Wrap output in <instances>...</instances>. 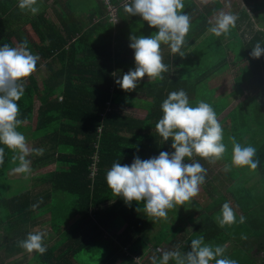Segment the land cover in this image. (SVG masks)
Segmentation results:
<instances>
[{
  "label": "trees",
  "instance_id": "1",
  "mask_svg": "<svg viewBox=\"0 0 264 264\" xmlns=\"http://www.w3.org/2000/svg\"><path fill=\"white\" fill-rule=\"evenodd\" d=\"M18 1L0 0V15L7 16H0V34L4 32L12 7ZM98 1L102 8L98 16L105 20L106 7L101 0ZM110 3L117 7V16L121 10L124 11L122 0H110ZM44 21L46 19L42 16H37L28 23L38 34V43H27L29 50L40 57L36 71L46 58L57 60L56 51L44 45L46 37L39 27V22ZM102 25L109 31L112 26L106 20ZM47 26L48 30H55L50 23ZM82 38L83 35L79 42ZM255 40L264 47V36ZM256 41L235 51L233 61L239 63L243 60L246 64L237 66L234 92L210 103L208 96L199 93L205 83L198 85L199 81L184 79L182 73L186 71L181 68L187 67L182 64L175 75L163 73V80L152 83L149 109L141 121L112 110L117 79L111 75L110 65L107 73L100 71L99 67L104 68L102 61L94 65L98 69L89 78L65 80L60 101L49 94L52 87L47 89L44 82L39 84L32 75L28 77L24 95L18 101L19 118L25 123L17 130L23 134L32 130L40 134L37 143L45 146V151L35 163L40 167L50 164L52 169L37 176L30 188L10 195L7 191L10 184L8 172L19 162L12 160L16 153L0 145L5 148L4 164L0 165V225L6 224L10 233L0 250V263L5 264L7 260L17 259L25 253L19 262L10 261V264H87L94 257L97 258L96 264H142L136 258L139 251L149 245L155 251L162 241H143L145 235L141 237V233L148 232V236L154 237L158 234L164 238L168 231L161 218L153 219L145 214L143 201L139 204L133 201L128 206L121 197L115 196L107 186L106 173L114 162L131 165L134 156L142 160L148 158L143 153L152 144V133L157 132L155 125L163 115V100L170 92L183 89L191 105L196 106L203 100L213 107L217 116L228 107V97L242 99L238 109L228 117V127L223 130V143L227 150L223 159L217 162L231 164L232 144L229 138L235 137L242 145L256 148L254 159L260 163L254 171L246 166L232 167L222 178L205 177L199 194L191 204L185 203L178 213L173 212L177 214L174 216L180 222L190 223V244L202 236L209 245L227 243L228 257L237 264H264V55L259 59L250 56ZM5 43L12 46L9 38H1L0 47ZM105 46L102 44L98 50L103 51ZM69 48L73 49L74 45ZM178 61L173 64L174 69L179 66ZM234 65L238 64L231 66ZM220 66L226 67L219 60L190 66V79L212 73ZM37 102L39 105L35 108ZM164 150L174 151L171 146ZM193 159L201 161L203 166L208 164L200 157ZM187 162L192 161L186 158ZM225 202L235 210L237 223L220 228L214 217ZM170 212L172 209L168 210ZM241 215L246 218L243 224L238 223ZM39 218L44 220L42 222L48 230L44 237L47 251L43 255L25 252L18 246V241L34 232L38 222L42 224ZM170 246L173 248L176 244L170 241Z\"/></svg>",
  "mask_w": 264,
  "mask_h": 264
},
{
  "label": "clouds",
  "instance_id": "2",
  "mask_svg": "<svg viewBox=\"0 0 264 264\" xmlns=\"http://www.w3.org/2000/svg\"><path fill=\"white\" fill-rule=\"evenodd\" d=\"M19 9L37 15L40 8L37 0H19ZM124 11L130 16H139L149 27L158 31L150 36L129 37V47L134 50L135 68L122 75L115 82L125 92L135 91L140 81L147 76L149 81L163 80V73L169 71L163 63L161 45H168L172 54L184 57L181 49L187 43L191 18L183 12L184 0H125ZM237 16L232 13H220L209 28V32L219 37L227 35L236 26ZM264 55V47L257 42L250 52L253 59ZM39 55H34L28 48L27 41L16 47L5 43L0 47V145L6 146L16 155L12 160L19 162L13 169L18 174H31L29 156H42L43 148H30L25 135L18 131L25 123L20 119L18 101L24 95L26 80L37 69ZM162 117L155 125L157 133L164 141L172 140L173 152L161 151L158 156L142 160L134 156L131 165L114 162L106 173L107 186L112 193L121 197L131 206L135 201L144 202V211L153 219H167L168 210L177 206L191 204L199 194L200 186L205 183L207 169L193 159L200 157L214 164L223 159L226 145L223 143L224 132L213 107L201 100L196 106L189 102L187 93L181 89L172 91L161 104ZM232 144L231 164L225 165L224 171L232 167H248L256 170L259 160L254 159L256 148L244 146L235 137L229 138ZM5 148L0 147V165L4 164ZM186 158L192 162L185 163ZM138 211V209H137ZM220 228L231 227L237 223L236 212L229 202L223 203L220 213L214 217ZM246 222L244 216L238 223ZM46 233L29 232L25 239L18 241V246L28 253L43 255L47 251L44 244ZM191 250L182 253L179 250L166 251L153 255L151 264H237L235 260L222 257L225 249L215 248L204 242L201 236L193 239Z\"/></svg>",
  "mask_w": 264,
  "mask_h": 264
},
{
  "label": "crops",
  "instance_id": "3",
  "mask_svg": "<svg viewBox=\"0 0 264 264\" xmlns=\"http://www.w3.org/2000/svg\"><path fill=\"white\" fill-rule=\"evenodd\" d=\"M249 1H251V4H248ZM256 1L184 0L183 12L187 13L191 18L190 30L186 36L187 43L181 49L185 56L180 57L178 53L172 54L168 45L162 44L163 63L171 68L167 74L170 76L175 75L177 69L184 64L187 68L180 67L181 70L186 71L182 73L183 78L193 82L199 81L198 85L205 83V87H202L199 93L203 96H208L210 103H215L218 99H222V96L234 92V77L237 66L246 64V61L243 60L239 63L233 61L235 51L242 50L244 46L264 36H261V34H264V20L258 19L261 13L259 10H256ZM246 4L252 6V8L246 9ZM38 7L40 8L39 13L33 16L28 11L22 12L18 4L14 5L12 12H10L11 15L9 14L8 22L5 23L4 32L0 34V39L4 38L7 40L9 38L12 47H16L24 41L36 44L38 43V34L34 33L28 23L37 16H42L46 19L45 23L39 22L40 32H43L46 37L44 45L52 47L56 51L57 60L51 61L49 57L46 58L42 65L39 66L38 71L32 74V78L39 84L41 82L47 84L44 86L47 89L52 87L49 94L56 97L58 101L62 99L65 80L75 81L89 78L90 74L98 69L94 65L100 61L104 63V68L99 67L100 71L107 73L110 65L111 75L115 79L122 78V75L129 70H134V50L129 47V37L131 35L150 36L158 31L156 28L149 27L147 22L143 21L141 17L130 16L122 10L119 12L117 25L111 24L112 26L109 31L106 26L102 25V23H105V20H101L98 16V13L102 10L98 0H43L41 1V6ZM222 12L232 13L237 16L236 26L226 36L221 35L217 37L209 32V28L214 23L215 18ZM0 16L7 17L6 15ZM204 19L206 24L203 23L205 22ZM47 23H50L55 30H48ZM82 35V41L79 42ZM102 44L106 46L103 51H100L98 48ZM71 45H74V48L70 50L69 47ZM185 60H190V62L185 63ZM214 60H219L226 67L220 66L212 73H205L198 76L197 79L196 77L190 79V72H188L190 66L211 64ZM177 61L179 66L174 69L173 64ZM232 64L238 65L231 66ZM229 72H233L230 80L232 88L224 91L228 81L226 77L229 76ZM154 82L149 81L147 76H145L138 84L136 90L132 92H125L117 85L114 89L112 110L134 120H143L149 109V96H151L152 83ZM228 100L230 101L228 107H225L219 116H217L224 131L228 127L229 115L238 109L237 106L242 99H239L238 96H231L228 97ZM121 101L122 105H120ZM235 102L238 103L233 107L232 105ZM225 112L227 114L221 117ZM136 114L141 115V117H134L133 115ZM152 135L154 136L152 144L143 153L148 157L147 159L158 156L161 151H165L164 149L169 148L172 144L171 139L164 141L157 132L152 133ZM202 161L205 160L202 159ZM35 162L36 166H40ZM200 163L202 162L200 161ZM217 164L220 167H211L209 169L206 165V167L203 166L207 169L206 177L213 175V177L222 178L227 175L224 171L225 163H214L215 166ZM213 168L217 169L211 170ZM110 203H107V205ZM179 208L180 206H177L172 209V212L167 213V219L161 218L164 227L168 231L164 238H160L158 234H155L154 237L148 236V232H142L141 237L145 235L143 241L145 239L147 241H162L156 246V249L166 251L179 250L182 253L190 251V223L180 222L178 217L174 216L177 214L173 213L175 211L178 213ZM180 224L188 225L189 227L181 228ZM151 234H153V231ZM9 237L10 233L7 231L4 242ZM170 241H173L176 247L172 248ZM213 247L215 248L216 246ZM225 247L223 248L225 249ZM155 251H153L152 245H149L146 249L140 250L136 258L142 264H151L153 255L160 256V253ZM228 255L229 251L225 250L223 256L218 258H229ZM27 259H29V256H27ZM10 261L19 262L18 259H10L5 264H10ZM169 264H174V261H170ZM210 264H215V261H211Z\"/></svg>",
  "mask_w": 264,
  "mask_h": 264
},
{
  "label": "rangeland",
  "instance_id": "4",
  "mask_svg": "<svg viewBox=\"0 0 264 264\" xmlns=\"http://www.w3.org/2000/svg\"><path fill=\"white\" fill-rule=\"evenodd\" d=\"M41 1H43V0H38L37 6H41ZM248 4H251V1H249ZM248 4H246V9H251L252 6H249ZM256 5H257L256 10H259L261 13L260 18L258 17V19L262 21V20H264V0H257ZM189 62H190V60H185V63H189ZM232 76H233V72H229V76L226 77L228 81H227V84L225 85L226 89L224 91H227L230 88H232L231 81H230ZM237 103L238 102L233 103L232 106L234 107ZM36 107H38V102L35 104V108ZM226 114H227V112H225L221 117H223ZM133 116L136 118L141 117V115H138V114L133 115ZM31 126L33 127V123H31ZM24 135L26 137L27 144L29 145L30 148H43L45 150V146H39L37 143V141L41 138L39 133H36V132H34V130H32V131H29L28 134H24ZM35 145H37V147H35ZM38 157L39 156H37L35 154L28 157V159L31 160V168H32L31 174H18V173H15L14 171L8 172V176L10 178V182H9L10 184L8 186L9 189H7L8 194L11 195V194H14V192H18L19 190L27 189L29 187V185H33L32 182L34 181L33 180L34 177L36 178V176L41 175L43 172L45 173V172H48L52 169V165H50V164L47 165L46 167H43V168H40V166H36L34 164V161ZM206 166L209 169L211 167H220V165H218V164H217V166H215L214 164H211V163L207 164ZM215 169H217V168H213L211 170H215ZM39 219H41V222L44 221L42 218H39ZM180 227L181 228H183V227L188 228L189 226L180 224ZM33 230H34V232L35 231H43L45 233L48 231L46 224L43 222H42V224L38 222V225ZM6 233H7L6 224L0 225V249L3 248L4 240L6 238ZM220 246L224 247V246H226V243L221 244ZM23 256H25V253L20 254V256L17 257V259L21 260L23 258ZM83 257H81V258H83ZM96 262H97V258L94 257V258L89 259L87 264H96Z\"/></svg>",
  "mask_w": 264,
  "mask_h": 264
},
{
  "label": "built area",
  "instance_id": "5",
  "mask_svg": "<svg viewBox=\"0 0 264 264\" xmlns=\"http://www.w3.org/2000/svg\"><path fill=\"white\" fill-rule=\"evenodd\" d=\"M102 3L104 4L105 8V20L108 21L109 23H111L112 25H117V20H118V16H117V7H115L114 5H112L110 3V0H101ZM125 3V0H122V4ZM93 167V166H92ZM92 174H95V166L92 169Z\"/></svg>",
  "mask_w": 264,
  "mask_h": 264
}]
</instances>
